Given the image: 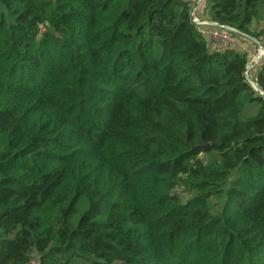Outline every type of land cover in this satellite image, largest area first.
Listing matches in <instances>:
<instances>
[{"label": "trees", "instance_id": "16d2710c", "mask_svg": "<svg viewBox=\"0 0 264 264\" xmlns=\"http://www.w3.org/2000/svg\"><path fill=\"white\" fill-rule=\"evenodd\" d=\"M202 3L250 36L264 0ZM189 12L0 0V264H264V60Z\"/></svg>", "mask_w": 264, "mask_h": 264}, {"label": "built area", "instance_id": "2783aa9c", "mask_svg": "<svg viewBox=\"0 0 264 264\" xmlns=\"http://www.w3.org/2000/svg\"><path fill=\"white\" fill-rule=\"evenodd\" d=\"M185 1L190 5V19L196 32L206 40L212 51L232 49L246 53L249 51L248 47L251 45L252 52H250L244 76L257 90L256 85L253 83V75L256 74L264 60V36L253 38L236 29L213 23L203 14V10L200 8L203 0ZM29 264H36V259L33 258Z\"/></svg>", "mask_w": 264, "mask_h": 264}, {"label": "rangeland", "instance_id": "374dc122", "mask_svg": "<svg viewBox=\"0 0 264 264\" xmlns=\"http://www.w3.org/2000/svg\"><path fill=\"white\" fill-rule=\"evenodd\" d=\"M200 8L203 10V14L207 17H209V10L206 8L205 3H202ZM250 36L255 35L256 33H260L264 29V4L261 5V7L258 10V13L256 17L253 19L250 27ZM247 44V42H246ZM251 46V45H250ZM247 47V46H246ZM249 49V47H248ZM251 50V49H249ZM252 52V50H251ZM255 87V86H254ZM255 114V108H250L246 113L245 117L252 116ZM204 159H207L206 156H203Z\"/></svg>", "mask_w": 264, "mask_h": 264}, {"label": "water", "instance_id": "95a60500", "mask_svg": "<svg viewBox=\"0 0 264 264\" xmlns=\"http://www.w3.org/2000/svg\"><path fill=\"white\" fill-rule=\"evenodd\" d=\"M261 95H263V94L261 93ZM204 149H207V146H206V147H204Z\"/></svg>", "mask_w": 264, "mask_h": 264}]
</instances>
